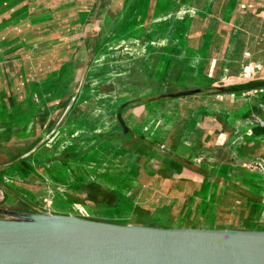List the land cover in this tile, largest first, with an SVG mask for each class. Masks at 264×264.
I'll list each match as a JSON object with an SVG mask.
<instances>
[{
  "label": "crops",
  "instance_id": "obj_1",
  "mask_svg": "<svg viewBox=\"0 0 264 264\" xmlns=\"http://www.w3.org/2000/svg\"><path fill=\"white\" fill-rule=\"evenodd\" d=\"M129 68L148 91L117 97ZM0 181L81 216L264 218V0H0Z\"/></svg>",
  "mask_w": 264,
  "mask_h": 264
},
{
  "label": "water",
  "instance_id": "obj_2",
  "mask_svg": "<svg viewBox=\"0 0 264 264\" xmlns=\"http://www.w3.org/2000/svg\"><path fill=\"white\" fill-rule=\"evenodd\" d=\"M0 214V264H264L262 227L161 226L7 207Z\"/></svg>",
  "mask_w": 264,
  "mask_h": 264
},
{
  "label": "rangeland",
  "instance_id": "obj_3",
  "mask_svg": "<svg viewBox=\"0 0 264 264\" xmlns=\"http://www.w3.org/2000/svg\"><path fill=\"white\" fill-rule=\"evenodd\" d=\"M126 57L123 55H120L118 59L115 60H122ZM115 62V61H113ZM127 65V64H126ZM133 64H130V68H132ZM128 66V65H127ZM130 68L127 70L124 69H115L114 77L115 81V87L114 88V94L115 96H124V97H132V96H138L140 93H144L145 91H148V88L150 85L144 84V79H141V75L139 73H132L134 70H130ZM146 80V79H145ZM149 83V79L146 80ZM0 207H7L12 209H19V210H29V211H39L38 209H42V206L38 203L33 204V202L24 203L23 201L17 200L16 197L12 195V193L8 190V188L5 186L4 183L0 181ZM84 207V206H83ZM44 208V207H43ZM129 208L127 205H112V206H97L92 205L88 206V211L90 213H86L85 216L89 218L94 219H101V220H108V221H115V222H125L129 216H132L131 213L133 209L129 212ZM45 209V208H44ZM84 209V208H83ZM83 209L81 211H83ZM65 209H63L64 211ZM78 209L73 208L70 213L80 214ZM66 211V210H65ZM158 211V209H157ZM192 214V213H191ZM194 214V213H193ZM179 217L180 213L178 211H172L168 212L164 216L160 215L159 213L151 214V216L145 218L146 224H152V225H161V226H173V225H196V226H203L206 224V226H211V224L208 222L210 219L206 221L205 219H202L200 217H205L207 214L203 212L200 217L195 216L193 217ZM84 215V214H83ZM182 216H184L182 214ZM0 217H6L5 215H1ZM211 217V216H210ZM264 219V218H263ZM236 225H241V221H238L236 219L235 222H233ZM225 225V224H221ZM256 226V224H253ZM264 225V224H261ZM253 226V227H254ZM218 227H226V226H218ZM240 227V226H237ZM244 227V226H243ZM261 228V227H259Z\"/></svg>",
  "mask_w": 264,
  "mask_h": 264
},
{
  "label": "flooded vegetation",
  "instance_id": "obj_4",
  "mask_svg": "<svg viewBox=\"0 0 264 264\" xmlns=\"http://www.w3.org/2000/svg\"><path fill=\"white\" fill-rule=\"evenodd\" d=\"M254 223L256 224V226L253 225ZM245 224H247V223H244V227H248V228H257V227L264 228V225H261V224H264V219L263 218H257V220H254L253 224H251L250 226L245 225Z\"/></svg>",
  "mask_w": 264,
  "mask_h": 264
},
{
  "label": "trees",
  "instance_id": "obj_5",
  "mask_svg": "<svg viewBox=\"0 0 264 264\" xmlns=\"http://www.w3.org/2000/svg\"><path fill=\"white\" fill-rule=\"evenodd\" d=\"M253 222H254V220H246L244 223H247V224H245V225H248V226H250L251 224H253Z\"/></svg>",
  "mask_w": 264,
  "mask_h": 264
},
{
  "label": "built area",
  "instance_id": "obj_6",
  "mask_svg": "<svg viewBox=\"0 0 264 264\" xmlns=\"http://www.w3.org/2000/svg\"><path fill=\"white\" fill-rule=\"evenodd\" d=\"M248 93H250V92H248ZM260 165H258V167H259ZM42 209H44L43 207H42ZM38 210H40V209H38ZM48 210V209H47Z\"/></svg>",
  "mask_w": 264,
  "mask_h": 264
},
{
  "label": "bare ground",
  "instance_id": "obj_7",
  "mask_svg": "<svg viewBox=\"0 0 264 264\" xmlns=\"http://www.w3.org/2000/svg\"><path fill=\"white\" fill-rule=\"evenodd\" d=\"M231 224V223H230Z\"/></svg>",
  "mask_w": 264,
  "mask_h": 264
}]
</instances>
